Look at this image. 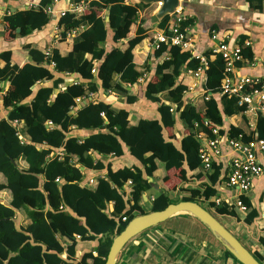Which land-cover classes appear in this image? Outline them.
<instances>
[{
	"label": "trees",
	"instance_id": "obj_1",
	"mask_svg": "<svg viewBox=\"0 0 264 264\" xmlns=\"http://www.w3.org/2000/svg\"><path fill=\"white\" fill-rule=\"evenodd\" d=\"M82 1L87 3L86 13L66 12L58 21L62 34L60 41L67 39L68 32L76 30L77 33L69 38L72 48L68 53L62 54L58 48H53L52 55L47 57L46 45L42 44L43 49L26 45L30 60L22 65L12 63L11 51L1 54L4 63L0 66V86L3 81L10 85L1 97L2 106L8 113L6 117H0V175L3 177L0 191H6L10 200L8 203L0 200V264H105L114 237L132 218L147 213L141 203L143 194L152 184L143 177L144 171L154 178L159 172V162L164 164L165 170L181 169L185 162L191 170L202 166L197 133L202 132L207 138L215 137L214 128L222 133L224 118L220 101L214 95L205 99L206 89L214 94L220 93L225 76L221 54L213 49L204 53L208 65L205 89L198 96L202 108L190 103L183 106V97L189 88L183 79L188 70H196L198 60L191 58L179 46L165 42H160L156 48V56L164 55V59L157 65L155 82H150L145 91V97L160 103V121L140 119L132 124L128 110L117 109L99 99L91 100L77 115L71 114L69 111L74 99L97 91L96 77L105 90L112 89L117 93H127L123 85L138 84L148 65L142 70L138 68L135 48L148 37L147 29L141 21L135 34L128 35L131 27L139 21L141 9L154 11L158 7L157 3L146 5L133 0H73L74 3ZM247 1L254 6L255 2L261 3V0ZM50 2L41 0L36 8H17L7 13L3 21L8 30L17 33L20 28L19 35H28L47 24L48 17L42 9ZM106 16L109 21H106ZM191 23L187 19L181 24V29ZM154 26L167 32L170 16ZM110 31L114 42L123 41V44L107 51L105 42ZM238 44L243 56L239 65H242L246 59L252 60L254 55L244 39H240ZM51 62L54 63L53 71L65 75L80 74L83 82L69 86L65 92L55 96L54 90L62 78L54 80L52 86L37 88L39 82L53 77L48 66ZM93 68H96L95 72H92ZM35 89L36 93L30 99ZM161 99L170 103L165 104ZM128 100L132 102L135 97L129 96ZM221 103L225 115L244 116L246 106L238 105L237 97L223 94ZM173 106L175 110H181V118L190 129L182 139V148L164 136V129L173 127L175 123ZM16 120L19 121L17 124ZM204 120L211 126L205 125ZM196 122L198 126L194 125ZM73 128L97 132L80 141L76 136H68ZM228 135L246 142L264 139V116L259 114L256 127L248 132L232 126ZM123 146L129 148L140 165L130 166L118 160L113 170L108 168L107 175L96 177L90 186L82 184V167L105 168L104 162L95 158L94 153H112L121 157ZM59 150L63 152L61 157ZM219 174L220 166L212 162L209 171L198 175L199 178L207 176L210 184L192 189L189 196L178 201H195L210 211L217 208L218 213L236 216L233 208L228 210L225 204L219 207L214 202L218 196L214 185ZM129 181L130 199H126L122 189ZM242 200L250 208L247 199L244 197ZM178 201L172 200L167 191L161 189L151 201V211L162 210ZM109 203H113L110 213L107 212ZM20 210L27 212V225L16 220ZM256 215L255 209H249L244 222L252 223ZM78 235L80 239H77ZM78 240L98 241L96 247L85 252L76 262ZM177 245L176 239L171 242L172 248L176 249ZM224 251L226 259L241 264L228 250ZM64 252L66 258L62 257Z\"/></svg>",
	"mask_w": 264,
	"mask_h": 264
},
{
	"label": "crops",
	"instance_id": "obj_2",
	"mask_svg": "<svg viewBox=\"0 0 264 264\" xmlns=\"http://www.w3.org/2000/svg\"><path fill=\"white\" fill-rule=\"evenodd\" d=\"M133 1L136 2L135 0ZM30 2L39 5L41 0H0V66L4 63L1 54L8 51L12 52V63L22 65L29 61L30 57L25 46L30 44L39 49H43L44 45H46L47 48H51V50L53 48H58L62 54L68 53L72 48V43L69 38L74 37L77 33L69 38L66 37L67 39L64 41L54 40V27L58 24V21L61 18V12L82 14L86 10L82 9L80 11V4L74 3L73 0H57L55 2L51 0L48 4H51L52 6L51 13L46 14L42 10L48 17V22L43 28L35 30L28 35H19L18 33L20 31L15 33L12 30H8L3 21L7 11H14L17 8H25ZM256 4L257 2H255V6L254 3L251 5L247 0H181L179 8H181L183 14L187 15L192 21L187 28L193 42V45L191 46V52L193 55L204 54L205 52L211 51L219 41H223L224 39L229 43L234 44L238 43L240 39H244L245 42L249 43L248 45H250L252 49L254 55L253 59L256 60V63L248 67L238 68L237 74L264 78V0H261V3L259 4ZM156 10L157 8L154 11L148 8L141 9L139 21L131 27L128 35L131 37L135 34L138 23L141 21L143 22L144 28L147 29L148 37L135 48L137 55V60L135 62L138 68L142 70L143 68L145 69L146 64L148 65L142 74V79L138 81V84L123 85L126 88L127 93L115 92L116 95H112L107 94V90L102 87L101 81L98 77L94 79L97 83L98 89L94 93L92 99L103 100L117 109L128 110L132 124H136L140 119L161 120V114L159 112L160 103L145 97V91L148 84L150 82H155L156 80L157 65L164 59V55L156 56V48L151 45L154 34L160 30L154 25L149 26L150 18ZM106 21H109L108 16H106ZM46 40H48V42ZM122 44L123 41L117 43L114 42L113 32L110 31L105 42V49L109 51ZM50 69L53 77L39 82L37 88L45 85L52 86L54 80L62 78V81L54 90L53 96L59 92H65L69 86L83 82L80 74L73 73L65 75L53 71L52 67H50ZM204 77L205 76H202L198 80H195L188 74H185L183 80H186L191 86H193L192 84L195 81L197 84H194L195 86L191 93L184 95L183 106L190 103L198 105V109L202 108V101L198 99V96L205 89ZM9 85L8 81L1 82L0 117H6L8 113V111L2 106L3 103L1 97L8 89ZM36 89L34 91H36ZM209 94L214 95V97L220 101V109L222 110L221 113L224 118L221 126L222 133L218 144V150L216 153L211 152L212 161L220 166L219 180L214 185V188H216L218 192L217 197L222 200V204L219 205V207H222L223 204H225L226 207L229 208L228 210L233 208L237 215L233 216L225 212L218 213L216 211L217 208L212 210L215 212L214 215L217 218L220 220L222 218L224 220V222L221 223L231 231L262 264H264V243L262 242V240H264V154L257 151V157L263 168L262 173L253 178L252 189L240 196L241 198L245 197L247 199L250 208L247 207L246 211H241L236 206H229V202L233 201L238 193L236 190L229 188L225 184L226 174L229 170V163L232 157L236 155V151L229 143L228 132L232 126L240 127L244 129L245 132H248L251 128L256 127L258 117L254 111L244 112V116H227L223 112L224 107L221 103L222 95L220 93L214 94L212 92H209ZM34 95L35 93H33L31 99ZM194 95L197 98L192 102L191 97ZM129 96L135 97V100L129 102ZM162 97H164V95ZM76 99H74V103L69 111L73 115H77V112L87 106L92 100H90L89 97L84 98V95L78 97L79 101ZM161 100L165 104L170 103L168 100ZM173 113L175 116L174 126L164 129V136L166 140L173 142L178 148H182V139L188 135L190 129L187 128L185 121L181 118V110H176ZM93 132L97 131L73 128L69 130L68 136H76L79 138L78 140L82 141L84 137ZM123 149L124 153L121 157H117L112 153L109 155L94 153L95 158L101 159L104 162L105 168L97 170L82 167V184L98 176L107 175L108 168L110 167L113 170L117 165L118 160H123L124 163L129 164L130 166L140 165V162L131 155L127 146H123ZM160 171H162L163 174L160 177L161 183L157 184L159 190L154 188L153 185L151 186L158 192H160L161 189H165L172 200L176 197L180 200L184 196H189L192 189H201L203 185L210 184L207 176L203 175L204 177L201 178L198 176L205 174V171H209L205 170L203 164L202 166H197L193 170L188 167L187 162L184 163L183 168L171 170H165L163 164L162 166H159V172ZM2 180L3 177L0 175V181ZM152 183L156 184L153 178ZM130 188L131 185L128 183L122 189L126 199H130ZM169 191H173L176 195L169 194ZM157 194L149 196L148 191L145 192L143 194L141 206L143 201H152ZM0 200L6 203L9 202L10 197L6 191H0ZM112 206L113 203H109L107 212L110 213ZM249 209H255L257 215L252 223L247 224L244 222V218L249 213ZM24 213L27 215L25 210L17 211L16 220L19 224L27 225L29 219L26 218ZM184 220L189 221L191 227L183 222ZM195 222L197 223L196 225H198L197 228L191 224ZM170 223L173 224L170 225ZM227 224L231 225V229ZM160 225L161 224L147 229L134 237L128 243L129 245H126L120 253L117 264H182L184 263V259V264H204L205 261L208 264H236L233 259L225 258L224 246L194 217L189 215H178L170 218L169 221L167 220L165 224H162L163 227ZM169 227L174 228L175 231L171 233ZM202 228H204L205 232L203 233V236L206 239L200 241L196 240L198 239V235L191 234L190 229L192 230V233L197 232L202 236V233H200ZM175 239L179 244L176 246V249L172 248V246L164 248L166 245L171 244ZM163 240H165V243H163ZM97 241L98 240L79 241L77 244V254L74 260L76 262L80 261L85 252L90 251L97 246ZM165 249H167V251ZM62 257L66 258L65 252L62 254Z\"/></svg>",
	"mask_w": 264,
	"mask_h": 264
},
{
	"label": "built area",
	"instance_id": "obj_3",
	"mask_svg": "<svg viewBox=\"0 0 264 264\" xmlns=\"http://www.w3.org/2000/svg\"><path fill=\"white\" fill-rule=\"evenodd\" d=\"M54 2L57 0H53ZM79 5V10L87 9V3L84 1L77 3ZM159 5V4H158ZM38 4H33L32 2L28 3L25 8H36ZM51 4L43 7V11L46 14L51 13ZM11 11H7L9 13ZM66 12H61V16L65 15ZM170 16V26L168 31L166 32L164 29H160L154 34L152 39V46L157 48L160 42L170 43L171 45L179 46L183 52H188L191 55V58H195L198 60V66L196 70H188L186 74L192 77L195 80H198L200 77L205 76L206 81V69L208 65L207 57L204 54L193 55L191 52V46L193 45L192 39L188 33V28L181 29V24L189 19V17L181 11V8H177ZM54 40H60L62 38V34L60 32L59 25H55L54 27ZM76 33V30L67 33V37H71ZM248 45V42H245ZM214 52H219L224 60V78L221 81L220 85V94H227L230 97L235 96L238 98V105L246 106L247 111H254L258 117L259 114L264 116V78L255 77L251 75H238L237 70L240 67H248L256 63V60L252 58V60L246 59L245 63L239 65V62L243 60V56L241 54V46L238 43H229L225 39L223 41H219L215 47L213 48ZM46 56L52 55L51 48L46 50ZM49 67L54 68V63L51 62L48 64ZM96 68L92 69V72H95ZM142 76L138 79L141 80ZM196 82V81H195ZM189 85V88L185 91V95L191 93L194 89V84ZM210 92V91H209ZM209 92L206 89L205 99L207 100L210 96ZM107 94L116 95L115 91L112 89L107 90ZM195 96V95H194ZM191 97V101L194 102L195 98ZM89 97L90 100L94 97V93L91 92L88 95H84V98ZM79 101V99H76ZM93 100V99H92ZM173 112L176 110L171 109ZM104 114H102L103 116ZM19 121H15L17 124ZM51 122H48V125ZM204 124L211 126L209 121L204 120ZM198 126L199 124L196 122L194 124ZM213 133L215 135L214 138H207L202 132L197 133V138L200 142L199 146V156L202 161V164L205 170H210L212 166V156L211 152L216 153L218 150V144L221 138V133L218 129H213ZM229 143L232 148L236 151V155L232 157L229 163V170L226 174L225 184L234 190L237 191L238 195L233 201L229 202V206H236L241 211H246L247 206L240 197L242 194L249 192L252 189V180L256 176H259L262 173V166L257 157V151H260L264 154V139L256 138L252 141H244L240 139L229 138ZM63 152L59 150V156L61 157ZM103 176V175H101ZM100 177V176H99ZM95 179V178H94ZM94 179H90L87 182H84L83 185L90 186L93 184ZM59 182V179H56ZM131 184V182H128ZM216 205H221V198L217 197L214 200ZM126 218L124 217L123 220ZM77 239H80V236H77Z\"/></svg>",
	"mask_w": 264,
	"mask_h": 264
},
{
	"label": "water",
	"instance_id": "obj_4",
	"mask_svg": "<svg viewBox=\"0 0 264 264\" xmlns=\"http://www.w3.org/2000/svg\"><path fill=\"white\" fill-rule=\"evenodd\" d=\"M135 1L146 5L150 3L159 4L156 12L150 18L149 26L154 25L161 21L164 17L169 16L181 5V0ZM17 31L19 32L20 28ZM185 70L186 68L183 69V72H185ZM34 93H36V91H34ZM143 177L152 183V177L148 176L145 171L143 173ZM152 185L154 188L159 190V186L157 184L152 183ZM178 215H189L194 217L215 236V238L239 263L262 264L256 256L249 249H247L208 208L191 200H181L175 203H170L162 210L150 211L132 218L126 227L112 240L105 264H117L119 255L123 251L125 245L134 237L147 229L162 224L170 218Z\"/></svg>",
	"mask_w": 264,
	"mask_h": 264
},
{
	"label": "rangeland",
	"instance_id": "obj_5",
	"mask_svg": "<svg viewBox=\"0 0 264 264\" xmlns=\"http://www.w3.org/2000/svg\"><path fill=\"white\" fill-rule=\"evenodd\" d=\"M163 164L162 163H158V167L159 166H162ZM162 174H163V172L162 171H160V172H158V173H156L155 174V176H154V182L156 183V184H158V183H161V180H160V177L162 176ZM157 193H159L157 190H155V189H153V187H151L149 190H148V195L149 196H151L152 194H157ZM169 194H172V195H176V194H174V192L173 191H169ZM179 198H174V200L176 201V200H178ZM204 204V203H203ZM204 205H206V204H204ZM151 206H152V202L151 201H143V204H142V208H143V210L145 211V212H150L151 211ZM211 212H214L213 210H211ZM24 215L26 216V218H28V216L24 213ZM219 219V218H218ZM220 220V219H219ZM169 221V220H168ZM222 223L224 222V220L221 218V220H220ZM167 222V221H166ZM166 222H164V223H162V224H165ZM183 222H185V223H187L190 227H191V225L189 224V221H187V220H184ZM227 223V222H226ZM160 225V226H162L163 227V225ZM173 223H170V225H172ZM192 225H194V226H196V228H197V226L198 225H196L197 223L195 222V223H191ZM228 225V227L231 229V225L230 224H227ZM156 227V226H155ZM165 228V227H164ZM166 229H168V228H166ZM169 230H170V232L172 233L173 231H175V229L174 228H171V227H169ZM169 232V231H168ZM190 232H191V234H195L196 236L198 235V239H196V240H203V239H206V238H204V236H203V233L205 232L204 231V228H202V231L200 232V233H202V236H200L197 232H194V233H192V230L190 229ZM129 243V242H128ZM126 244L127 246L129 245V244ZM126 245H125V247H126ZM169 246H171V244H168V245H166L164 248H167V247H169ZM166 251H167V249H165ZM172 254H174V253H172ZM171 255V254H170ZM171 258H173V257H171ZM183 262L185 263V259L183 260ZM182 263V262H181ZM184 263H182V264H184ZM177 264V263H176ZM180 264V263H179ZM204 264H208L206 261H205V263Z\"/></svg>",
	"mask_w": 264,
	"mask_h": 264
}]
</instances>
